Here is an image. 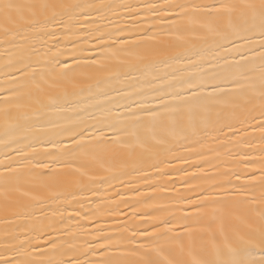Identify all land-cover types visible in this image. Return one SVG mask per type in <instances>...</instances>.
Listing matches in <instances>:
<instances>
[{"label":"snow or ice","instance_id":"snow-or-ice-1","mask_svg":"<svg viewBox=\"0 0 264 264\" xmlns=\"http://www.w3.org/2000/svg\"><path fill=\"white\" fill-rule=\"evenodd\" d=\"M0 264H264V0H0Z\"/></svg>","mask_w":264,"mask_h":264}]
</instances>
